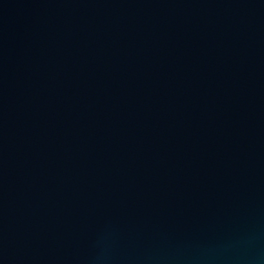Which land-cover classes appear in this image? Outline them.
<instances>
[{
    "label": "water",
    "instance_id": "95a60500",
    "mask_svg": "<svg viewBox=\"0 0 264 264\" xmlns=\"http://www.w3.org/2000/svg\"><path fill=\"white\" fill-rule=\"evenodd\" d=\"M0 264H264V0H0Z\"/></svg>",
    "mask_w": 264,
    "mask_h": 264
}]
</instances>
